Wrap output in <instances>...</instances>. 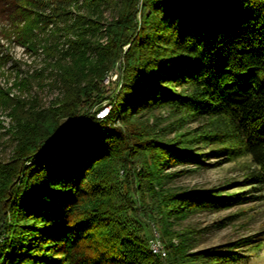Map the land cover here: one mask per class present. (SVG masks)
Wrapping results in <instances>:
<instances>
[{
  "label": "trees",
  "instance_id": "obj_1",
  "mask_svg": "<svg viewBox=\"0 0 264 264\" xmlns=\"http://www.w3.org/2000/svg\"><path fill=\"white\" fill-rule=\"evenodd\" d=\"M0 18L24 41L55 23L66 45L44 47L60 84L52 106L0 91L12 117L0 264H245L258 254L264 240L252 236L191 251L193 232L171 225L264 190V0H0ZM117 62L120 87L97 116L99 81ZM156 109L174 116L172 127L146 119ZM66 118L74 122L60 138ZM169 128L172 138L160 131ZM210 154L248 159L249 189L169 184ZM183 163L194 168L166 171ZM148 223L161 229L166 257L151 250Z\"/></svg>",
  "mask_w": 264,
  "mask_h": 264
},
{
  "label": "rangeland",
  "instance_id": "obj_2",
  "mask_svg": "<svg viewBox=\"0 0 264 264\" xmlns=\"http://www.w3.org/2000/svg\"><path fill=\"white\" fill-rule=\"evenodd\" d=\"M76 11L73 13L76 15ZM107 19L110 18L108 12L105 13ZM76 17V16H74ZM60 25V24H59ZM10 21L0 18V30L4 28L5 34H0V91L8 92L10 97L22 99L26 104L35 103L40 107L52 106L56 98L60 95V84L55 80L56 69L53 58L47 57L45 48L52 47L57 42V47L64 50L63 39L56 41L55 35L61 34V27L50 24L46 30H35L29 41H24L25 37H17V29H12ZM100 35V34H99ZM59 36V35H58ZM99 38V37H98ZM97 38V39H98ZM42 40V41H41ZM98 41L104 43V38ZM50 44V45H49ZM56 48H53L54 50ZM90 59L94 60L96 55L92 53L86 54ZM120 64L117 62L107 74L99 81V87L104 94L101 102L103 106L97 113V116H105L111 108V96L119 89ZM2 94L0 93V158L6 159L11 153L9 144L8 131L12 127V117L8 107L1 104ZM105 114H103V111ZM102 112V113H101ZM147 117V118H146ZM149 121L157 122L158 128L172 127V116L166 109H156L153 113L146 116ZM154 118H156L154 120ZM119 121V120H116ZM74 121L66 118L61 122V137L66 133L68 128ZM120 125V122H116ZM197 123H188L183 130L191 131L196 128ZM163 131L167 138L175 135L174 129L169 128ZM208 152V151H206ZM204 162L209 165L205 168L188 171L179 177H176L169 184L171 186H181L185 188H201V189H219L229 192L236 191L239 186L242 189H249L245 186L247 161L245 157L237 159H229L227 155L216 156L210 154L203 158ZM219 162L216 165L213 163ZM194 168L193 163H183L166 171H177L181 169ZM249 191V190H248ZM252 194L255 198L241 203L234 204L216 211H196L182 220H173L171 225L172 232H193L194 244L191 251H197L204 248L226 249L230 243L248 236H252L253 240H264V190L253 189L243 195ZM149 243L154 235V230L159 233V239L165 248L166 245L162 238L161 229L157 224L148 223ZM171 241L177 244V238L173 236ZM242 253L246 251L244 248H238ZM162 257H166L162 256ZM186 264V263H181ZM245 264H264V244L258 250V254L248 259Z\"/></svg>",
  "mask_w": 264,
  "mask_h": 264
},
{
  "label": "built area",
  "instance_id": "obj_3",
  "mask_svg": "<svg viewBox=\"0 0 264 264\" xmlns=\"http://www.w3.org/2000/svg\"><path fill=\"white\" fill-rule=\"evenodd\" d=\"M104 112H106V110L103 111V113ZM150 248L153 251V253H155V254H159L160 256L166 255L165 248L159 239V233L157 230H154V235L150 239Z\"/></svg>",
  "mask_w": 264,
  "mask_h": 264
},
{
  "label": "water",
  "instance_id": "obj_4",
  "mask_svg": "<svg viewBox=\"0 0 264 264\" xmlns=\"http://www.w3.org/2000/svg\"><path fill=\"white\" fill-rule=\"evenodd\" d=\"M102 113V112H101ZM101 115H104V113L103 114H101ZM61 135V134H60ZM60 138H61V136H60Z\"/></svg>",
  "mask_w": 264,
  "mask_h": 264
}]
</instances>
